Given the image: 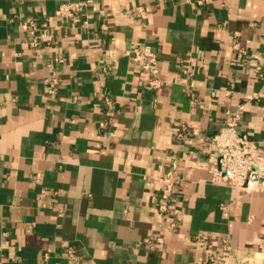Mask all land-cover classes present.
I'll use <instances>...</instances> for the list:
<instances>
[{
  "label": "crops",
  "instance_id": "crops-1",
  "mask_svg": "<svg viewBox=\"0 0 264 264\" xmlns=\"http://www.w3.org/2000/svg\"><path fill=\"white\" fill-rule=\"evenodd\" d=\"M64 1L82 0H0V264H198L206 233L218 257L232 246L220 264H264V188L209 173L227 113L243 108L238 129L264 150V0H93L78 29L55 18ZM29 21L55 43L31 47ZM138 41L160 58L158 91L124 54ZM173 160L162 217L157 179Z\"/></svg>",
  "mask_w": 264,
  "mask_h": 264
},
{
  "label": "built area",
  "instance_id": "built-area-1",
  "mask_svg": "<svg viewBox=\"0 0 264 264\" xmlns=\"http://www.w3.org/2000/svg\"><path fill=\"white\" fill-rule=\"evenodd\" d=\"M93 3V0L64 1L56 11L55 18L62 22L71 23L75 29L81 26L88 28L89 10ZM27 25L33 30H39L38 35L30 43L34 49H41L55 43L54 34L46 29L39 28L37 22L29 21ZM124 54L138 64L147 75L148 86L151 90L158 91L162 88L165 82L161 77L160 58L156 52L145 43L138 41L132 49L125 51ZM116 60L117 51L107 50L104 71L112 70L115 67ZM58 62L64 63V60L59 59ZM47 82L48 93L51 96H56L60 85V80L56 74L53 73ZM257 98L258 95L254 94L246 99ZM105 104L112 107L113 101L106 97ZM242 111L243 108H240L235 112L227 113L220 129L213 137L211 150L216 156V161L210 168L209 173L211 175L210 181L213 184L251 193L264 188V150L261 142L239 131L238 125L242 120ZM187 132V128L184 127L180 136ZM157 180L160 183L158 209L160 215L165 217L170 213L181 182L180 168L177 161H171L168 169ZM221 208L224 209L225 206L221 205ZM171 226L175 228L174 224ZM195 241L204 251V255L198 259V264H220L223 259L231 256L232 246L226 239L221 241L223 252L221 258L214 252L216 243L212 241L210 234H202ZM147 244L151 251L159 252L164 246L165 240L163 237H154L150 238ZM68 257L69 259H75L73 250L68 252ZM242 263L243 261L236 262V264Z\"/></svg>",
  "mask_w": 264,
  "mask_h": 264
}]
</instances>
